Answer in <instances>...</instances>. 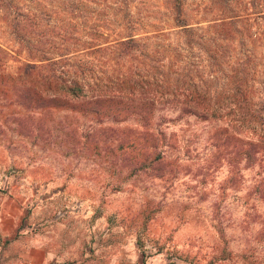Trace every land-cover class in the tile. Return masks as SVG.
Here are the masks:
<instances>
[{
  "label": "rangeland",
  "instance_id": "1",
  "mask_svg": "<svg viewBox=\"0 0 264 264\" xmlns=\"http://www.w3.org/2000/svg\"><path fill=\"white\" fill-rule=\"evenodd\" d=\"M123 1L122 13L112 7L106 12L135 22L148 64L156 62L155 54L163 63L172 59V74L174 68L182 71L199 88H209L212 99L224 102L238 98L232 86L239 80L252 107L264 103V18L254 12L264 10V0H183L184 16L196 30L190 42L175 25L169 0ZM98 8L87 2L85 12ZM112 24L105 39L123 30L118 20ZM209 35L215 38L207 40ZM0 41L12 53L5 70L15 73L24 53L6 31H0ZM174 50L184 57H173ZM208 51L220 55L214 68ZM107 59L95 56L96 68ZM121 63L112 60V68ZM7 89L0 92V172L43 186L46 196L36 206V218L43 214L51 244L64 261L104 264L111 255V264L119 259L145 264L160 254L173 264H264V146H256V161L245 166L244 159H236L241 146L213 144V129L226 120L166 117L156 146H118L123 131L140 137L137 121L96 130L97 123L86 115L64 117L63 110H55L51 121L38 114L33 119H44L43 125L20 130L13 111L24 107L17 104L14 87ZM71 116L90 132L77 144L64 133ZM143 136L150 141L153 134Z\"/></svg>",
  "mask_w": 264,
  "mask_h": 264
},
{
  "label": "trees",
  "instance_id": "2",
  "mask_svg": "<svg viewBox=\"0 0 264 264\" xmlns=\"http://www.w3.org/2000/svg\"><path fill=\"white\" fill-rule=\"evenodd\" d=\"M169 1L175 25L190 42L196 30L184 16L183 0ZM87 2L98 4V11L85 12ZM124 4L123 0H0V31L9 33L18 43L17 50L24 53L16 72L6 71L4 62L12 53L0 41V92H8V86L14 87L13 96L24 107L13 111L18 119L17 129L31 131L44 122L33 117L46 114L51 121L55 110H63L64 117H90L98 125L96 130H105L110 123L135 120L141 126V131H137L140 137H134L136 131H123L116 145L156 146L160 141L157 137L161 138L164 132L159 125L166 117L215 118L226 120L227 124L213 129V144L241 146L236 159H244L245 166L253 164L257 159L256 146H264V115L260 114L264 103L259 109L252 107L247 99L249 92L245 86L238 85L239 80L232 86V93L238 98L224 102L212 99L209 88H199L185 79L189 76H182V71L174 68L172 74V59L168 64L163 63L155 54L156 62L148 64L146 43L134 32L135 22L126 17L119 19L117 14L110 18L106 12L112 7L122 13ZM254 12L264 18V10ZM112 20H118L123 30L116 37L105 39ZM212 38L215 37L209 35L207 40ZM100 54L108 56V63L96 68L94 58ZM206 56L214 68L220 55L208 51ZM173 57H184V53L174 50ZM112 60L122 63L117 69L112 68ZM232 70L230 77L237 78V63ZM169 111L174 114L164 115ZM49 126L47 122L46 127ZM66 127L64 133L74 144L80 142L79 136L90 133L75 119L69 120ZM144 134L154 137L148 141ZM106 140L109 138L105 136L103 141ZM99 141L98 138L96 143Z\"/></svg>",
  "mask_w": 264,
  "mask_h": 264
},
{
  "label": "crops",
  "instance_id": "3",
  "mask_svg": "<svg viewBox=\"0 0 264 264\" xmlns=\"http://www.w3.org/2000/svg\"><path fill=\"white\" fill-rule=\"evenodd\" d=\"M35 187L34 182L19 174L0 172V264H94L90 260L68 263L57 253L49 229L43 225V214L36 218V206L46 194L40 184ZM110 261L103 262L111 264ZM144 262L173 264L160 254ZM115 264L125 262L119 259Z\"/></svg>",
  "mask_w": 264,
  "mask_h": 264
}]
</instances>
